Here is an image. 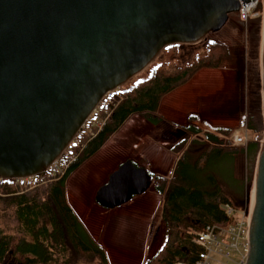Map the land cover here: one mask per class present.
Returning <instances> with one entry per match:
<instances>
[{"label": "water", "instance_id": "water-1", "mask_svg": "<svg viewBox=\"0 0 264 264\" xmlns=\"http://www.w3.org/2000/svg\"><path fill=\"white\" fill-rule=\"evenodd\" d=\"M250 0H0V180L38 176L103 97L172 45L201 46ZM264 17V0H262ZM264 128V27L261 45ZM119 165L95 195L107 210L149 189ZM246 264H264V130L256 159Z\"/></svg>", "mask_w": 264, "mask_h": 264}, {"label": "trees", "instance_id": "trees-1", "mask_svg": "<svg viewBox=\"0 0 264 264\" xmlns=\"http://www.w3.org/2000/svg\"><path fill=\"white\" fill-rule=\"evenodd\" d=\"M258 12V19L242 22L255 53H237L239 69L234 81L235 86L245 83L241 125L252 133H257V122L262 123L260 73L248 63L249 59L258 60L261 4ZM190 48L180 44L166 47L164 55L145 69L151 71L148 79L120 87V93L109 104V114H102L101 127L76 136L69 147L71 159L66 169L44 172L27 186L4 181L6 184L0 187V264H110L105 250L91 238L69 205L66 187L70 176L95 157L134 116L152 127L170 125L177 137L171 148L176 156L171 177H155L147 171L153 190L161 197L165 234L162 246L145 264L192 263L197 254L192 232L204 225L233 223L235 216L229 217L223 209L227 204L235 210L249 206L245 186L254 178L260 143L250 141L243 147H233L225 141L232 134L231 128L215 127L212 133L203 132L193 125H173L159 114L163 99L188 85L199 72L220 70L234 59V49L210 35L199 52H187ZM167 52L170 55L166 59ZM196 119L194 115L188 117L189 121ZM236 157L244 160L246 176L241 182L232 177L234 184L228 185L211 169L227 163L233 170L231 164Z\"/></svg>", "mask_w": 264, "mask_h": 264}, {"label": "rangeland", "instance_id": "rangeland-1", "mask_svg": "<svg viewBox=\"0 0 264 264\" xmlns=\"http://www.w3.org/2000/svg\"><path fill=\"white\" fill-rule=\"evenodd\" d=\"M243 26L244 24L240 21L238 15L232 14L222 29L210 35L234 49V59L226 63L218 72H207L209 70L199 72L195 76L196 78L191 81V84L185 88V91L189 94L202 91L200 98L198 94L196 96L192 95L194 100L190 102V104H194V110L196 111L195 127L197 126L203 132L212 133L215 125L229 126L232 133L243 132L246 134L248 142L258 141L261 144L264 130L263 119L262 123L257 122V133L247 131L241 125V114L244 110L243 86L245 83L243 82V86H235L234 82L239 69L237 53L247 51L248 56L250 51L255 53L249 42L250 36L246 35ZM263 27L264 17L262 13L258 60L256 62L255 60H248L251 67H254V69L256 67L259 73ZM201 47L202 45L191 46L187 52L197 50L199 52ZM163 53L153 63L158 61L164 55ZM165 55L167 59L170 54L167 52ZM150 73V70H144L130 79L122 88L139 84L140 81L148 79ZM120 91L121 89L118 88L107 95L104 102L109 105ZM180 93L184 94V91L182 90ZM177 97L180 96H175L174 99H180ZM171 104L172 102L165 101L161 112L170 115ZM172 124L179 126L175 123ZM86 129L87 127L83 131H86ZM175 133L170 125L152 127L142 118L134 116L126 122L117 134L107 141L95 157L71 175L67 181L66 194L69 205L87 233L105 250L110 264H145L160 249L165 234L160 211L162 202L161 197L153 190L152 183L144 194L136 196L127 204L112 210L104 209L96 203V192L107 183L109 176L119 165L127 160L151 172L155 177L160 176L169 179L176 161V156L171 151L173 143L177 140ZM229 136L225 137V141L233 146L228 139ZM77 142H80V140L77 139ZM231 166L233 170L227 163L219 164L211 171L216 173L224 182H227L228 185L234 184L233 179L238 182L243 181L246 176L244 160L236 157ZM255 166L253 167L251 163L248 165V168H254V174ZM49 171L46 169L45 173ZM36 177L8 181H11L9 183L12 186L19 184L27 186L35 183ZM4 181L6 180H1L0 187L6 184ZM253 186L254 178L250 184L245 186V195L249 196L250 199L249 206L252 203Z\"/></svg>", "mask_w": 264, "mask_h": 264}, {"label": "built area", "instance_id": "built-area-1", "mask_svg": "<svg viewBox=\"0 0 264 264\" xmlns=\"http://www.w3.org/2000/svg\"><path fill=\"white\" fill-rule=\"evenodd\" d=\"M262 0H250L247 11L244 15H238L241 22L247 23L255 20L260 15L258 7ZM112 93V92H111ZM106 94L96 108L82 125L81 131L100 128L103 120L102 114H109V105L104 101ZM233 146L243 147L247 144V136L243 132H233L229 136ZM75 143V139L69 144L66 150L48 167L49 172H60L67 168L71 159L69 147ZM1 182V180H0ZM229 217L235 216V221L228 225L210 224L204 225L199 230L192 232V241L197 248V254L192 263L176 261L173 264H246L249 251V227L251 205L235 210L231 205L223 207Z\"/></svg>", "mask_w": 264, "mask_h": 264}, {"label": "crops", "instance_id": "crops-1", "mask_svg": "<svg viewBox=\"0 0 264 264\" xmlns=\"http://www.w3.org/2000/svg\"><path fill=\"white\" fill-rule=\"evenodd\" d=\"M218 71L219 70H209L207 72H218ZM201 72H204V71H201ZM190 84H191V82L188 85L176 90L175 92L171 93L170 95H168L167 97H165L163 99V101H162V103L160 105L159 111H160V115L164 119H166L169 122L178 124L179 126H183V127L184 126H188V125L195 126V123H194L195 120H192V121L188 120L189 116H192V115L195 116L196 115V111L194 110V104H192V103L190 104V102L192 100H194V96H196V94H198V97L200 98V96H202V94H201L202 91H198V93H196V94H191V93L189 94L187 91H185V88H187ZM182 90L184 91V94L180 93ZM185 92H187V93H185ZM192 95H194V96H192ZM175 96H180V97H177V98H180V99H178V100L174 99ZM165 101L166 102L167 101L172 102V104L170 106V108H171L170 109L171 110L170 115L163 114L161 112V110L163 108L162 107L163 103H165ZM174 115H176V116H174ZM181 116H182V118H181ZM186 119H187V121H186ZM215 127H228L229 128V126H225V125L224 126L215 125Z\"/></svg>", "mask_w": 264, "mask_h": 264}]
</instances>
